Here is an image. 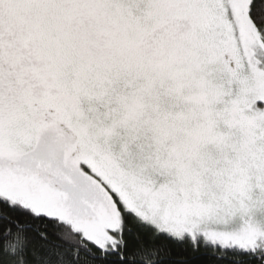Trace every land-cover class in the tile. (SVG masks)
Segmentation results:
<instances>
[{"label":"snow or ice","instance_id":"6c2138e0","mask_svg":"<svg viewBox=\"0 0 264 264\" xmlns=\"http://www.w3.org/2000/svg\"><path fill=\"white\" fill-rule=\"evenodd\" d=\"M0 264H264V0H0Z\"/></svg>","mask_w":264,"mask_h":264}]
</instances>
